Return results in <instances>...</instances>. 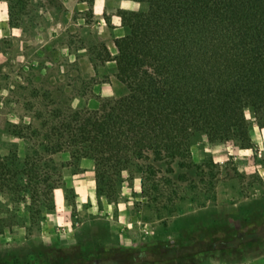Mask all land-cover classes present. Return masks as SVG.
Masks as SVG:
<instances>
[{"label": "rangeland", "instance_id": "374dc122", "mask_svg": "<svg viewBox=\"0 0 264 264\" xmlns=\"http://www.w3.org/2000/svg\"><path fill=\"white\" fill-rule=\"evenodd\" d=\"M16 1L0 0V264H43L73 247L79 264H115L106 257L160 239L190 243L208 227L264 234V220L248 224L264 214V123L250 112L245 148L203 140L181 163L132 161L99 193L95 160L65 147L44 153L31 183L33 130L44 132L52 111L93 110L122 93L111 57L127 30L117 18L123 0ZM179 264H264V237Z\"/></svg>", "mask_w": 264, "mask_h": 264}, {"label": "trees", "instance_id": "16d2710c", "mask_svg": "<svg viewBox=\"0 0 264 264\" xmlns=\"http://www.w3.org/2000/svg\"><path fill=\"white\" fill-rule=\"evenodd\" d=\"M136 1L141 10H120L127 33L115 40L117 55L109 54L122 93L93 110L52 111L44 132L33 130L40 142L25 163L31 183L45 154L68 147L95 160L98 192L104 193L132 161L181 163L192 144L203 140L245 148L251 143L248 112L264 123V0ZM15 133L26 139L23 127ZM5 170L0 166V174ZM263 220L261 214L248 224ZM222 232L208 227L190 243L160 239L106 262L179 264L221 242L236 248L246 238L264 237L255 226L245 238L237 237L238 230ZM81 260L78 247L60 248L43 264Z\"/></svg>", "mask_w": 264, "mask_h": 264}, {"label": "crops", "instance_id": "0c3cea01", "mask_svg": "<svg viewBox=\"0 0 264 264\" xmlns=\"http://www.w3.org/2000/svg\"><path fill=\"white\" fill-rule=\"evenodd\" d=\"M120 9L121 10H129V11H139L142 9V4L136 0H123L122 3L120 4ZM117 18L120 19L121 21V18L119 15H117ZM122 23V21H121ZM78 187L80 188L81 192H82V189H84V183L83 182H80L78 184ZM58 195L61 196V193L60 192H57Z\"/></svg>", "mask_w": 264, "mask_h": 264}]
</instances>
